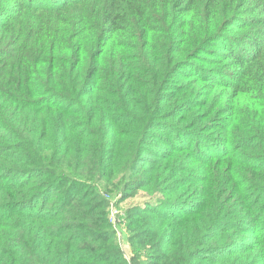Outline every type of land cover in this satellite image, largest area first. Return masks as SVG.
<instances>
[{"label":"trees","instance_id":"1","mask_svg":"<svg viewBox=\"0 0 264 264\" xmlns=\"http://www.w3.org/2000/svg\"><path fill=\"white\" fill-rule=\"evenodd\" d=\"M0 264H264V0H0Z\"/></svg>","mask_w":264,"mask_h":264},{"label":"rangeland","instance_id":"2","mask_svg":"<svg viewBox=\"0 0 264 264\" xmlns=\"http://www.w3.org/2000/svg\"><path fill=\"white\" fill-rule=\"evenodd\" d=\"M106 197L110 198L111 200H113V202L116 204V208L119 209L121 211V214L119 216V226H118V230L120 231V239L115 240L116 244L119 245L121 248H123V250L125 251L126 256L128 257V259L131 258V245H129L127 242H125L124 240V235L126 234V228H127V224H128V220H127V210L128 208L136 205L137 203H142L144 201L147 200V198L151 197L150 193H148L147 190H141L140 193L135 196V197H131L125 200H122L121 194H117L112 193L110 195L105 194ZM157 198V197H156ZM132 224V222H131Z\"/></svg>","mask_w":264,"mask_h":264},{"label":"built area","instance_id":"3","mask_svg":"<svg viewBox=\"0 0 264 264\" xmlns=\"http://www.w3.org/2000/svg\"><path fill=\"white\" fill-rule=\"evenodd\" d=\"M120 214H121V211L112 205L111 212H110V219L116 226L118 225Z\"/></svg>","mask_w":264,"mask_h":264}]
</instances>
